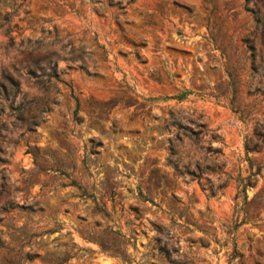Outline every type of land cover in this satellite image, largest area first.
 Instances as JSON below:
<instances>
[{"label":"rangeland","instance_id":"rangeland-1","mask_svg":"<svg viewBox=\"0 0 264 264\" xmlns=\"http://www.w3.org/2000/svg\"><path fill=\"white\" fill-rule=\"evenodd\" d=\"M0 264H264V0H0Z\"/></svg>","mask_w":264,"mask_h":264}]
</instances>
